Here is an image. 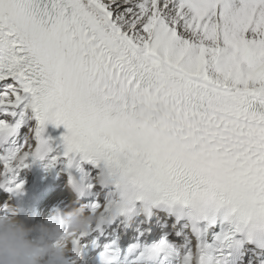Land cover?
<instances>
[{"label":"snow or ice","instance_id":"1","mask_svg":"<svg viewBox=\"0 0 264 264\" xmlns=\"http://www.w3.org/2000/svg\"><path fill=\"white\" fill-rule=\"evenodd\" d=\"M48 124L93 232L167 221L99 264H264V0H0V188L55 166Z\"/></svg>","mask_w":264,"mask_h":264},{"label":"clouds","instance_id":"2","mask_svg":"<svg viewBox=\"0 0 264 264\" xmlns=\"http://www.w3.org/2000/svg\"><path fill=\"white\" fill-rule=\"evenodd\" d=\"M77 203L74 198L50 220L33 226L20 218L18 207L7 206L0 214V264H75L69 258L71 246L93 232L98 222L96 213Z\"/></svg>","mask_w":264,"mask_h":264},{"label":"bare ground","instance_id":"3","mask_svg":"<svg viewBox=\"0 0 264 264\" xmlns=\"http://www.w3.org/2000/svg\"><path fill=\"white\" fill-rule=\"evenodd\" d=\"M55 186L58 187L60 186V189L53 194H50L46 198V203L44 204V207H46V210L44 213H42L41 217L44 218L47 216L48 210L54 205V203H60L62 202L65 198L63 196L65 190H64V182L62 180H58L55 183ZM3 198V196H1ZM167 223L166 220L161 221L157 218H153L151 222H149L147 225H143L141 229L148 228L150 229V236H156L160 237L162 234L166 232L165 229V224ZM141 222L138 223V220H133L131 221L127 227H121V236L122 238L124 237L125 231H127L129 234H133V232L138 233V227H141ZM144 227V228H143Z\"/></svg>","mask_w":264,"mask_h":264}]
</instances>
